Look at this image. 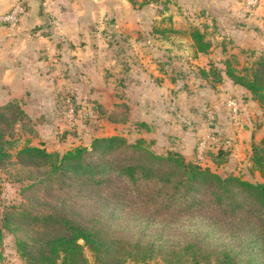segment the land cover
<instances>
[{
	"label": "rangeland",
	"instance_id": "374dc122",
	"mask_svg": "<svg viewBox=\"0 0 264 264\" xmlns=\"http://www.w3.org/2000/svg\"><path fill=\"white\" fill-rule=\"evenodd\" d=\"M44 1L50 8V20L35 33L49 35L53 48L26 58L32 72L40 71L46 79L42 89L28 93L29 100L35 102L13 100L26 117L16 123L9 137L10 163L0 168V210L29 208L30 201L37 199L36 212L42 213L47 211L42 206L45 200L54 202L51 195L55 192L43 186L29 188L34 179L17 163V151L28 144L64 153L76 146H89L96 137L118 135L129 142L142 139L160 155L180 153L187 161L199 162L222 176L262 181L259 172L252 171L250 157L252 146L261 144L264 132L258 129L252 137L250 133L264 125V108L257 101L250 102L226 77L223 83L214 84L202 77L200 70L209 64L222 69L231 56L237 57L238 68L264 58V27L254 20L259 18L257 12L264 0H254L251 6L250 0H238L237 7L225 8L226 16L220 20L207 9V0ZM11 9L12 5L0 16ZM56 18L62 19L57 22ZM250 18L254 21L244 23ZM248 25L258 28L253 40L238 32ZM1 27L8 36L16 30L9 23H0ZM196 28L214 47L208 55H195L190 32ZM220 42L225 43L224 53ZM230 100L238 103L236 113L227 105ZM242 131V142L236 146ZM213 132L224 142L228 139L229 145L224 146L231 150L225 155L216 150L208 155L206 151L203 159L198 158L199 138ZM192 227L202 229L203 234L215 230L203 225L200 218L192 220ZM219 232L207 237L204 250L211 254L213 264L222 259L217 245L231 247L235 241ZM27 234L25 228L14 231V236L24 239ZM188 234L184 226L177 231L183 241ZM237 241L245 243L242 238ZM0 251L2 264H26L15 249L13 235L6 234ZM84 253L88 264H97L90 250ZM126 264H191V256L183 251L173 257L153 253L129 259Z\"/></svg>",
	"mask_w": 264,
	"mask_h": 264
},
{
	"label": "trees",
	"instance_id": "16d2710c",
	"mask_svg": "<svg viewBox=\"0 0 264 264\" xmlns=\"http://www.w3.org/2000/svg\"><path fill=\"white\" fill-rule=\"evenodd\" d=\"M190 37L196 53L211 49L201 30L193 29ZM223 65L219 69L209 64L200 74L214 84L226 77L264 108V58L238 68L231 56ZM25 117L16 101L0 106V168L11 161L9 137ZM215 144L216 149L206 150L208 155L231 150L223 140ZM251 149L252 171L259 172L260 182L222 176L180 153L160 155L142 139L129 142L118 135L96 137L89 146L64 153L25 145L16 159L34 179L29 188L43 186L55 192L54 202L45 200L42 206L47 211L42 213L36 212L37 199L30 201L29 208L0 210V247L6 234L13 235L15 249L26 264H88L85 249L97 264H126L153 253L173 257L178 251L190 255L191 264H213L204 250L207 237L220 230L224 238H242L245 243L217 245L222 257L218 264H264V138ZM195 218L215 230L203 234L192 227ZM182 226L189 229L184 241L177 236ZM20 228L27 230V239L14 236ZM2 259L0 251V264Z\"/></svg>",
	"mask_w": 264,
	"mask_h": 264
},
{
	"label": "crops",
	"instance_id": "0c3cea01",
	"mask_svg": "<svg viewBox=\"0 0 264 264\" xmlns=\"http://www.w3.org/2000/svg\"><path fill=\"white\" fill-rule=\"evenodd\" d=\"M15 4V0H0V13L6 11L11 5ZM239 4L238 0H230L229 3H226V0H207V9L212 13V16L217 20L225 18V8L237 7ZM47 7V2L44 0H28L25 5V10L23 14L20 15L19 23L15 27L16 30L13 31V36H8L9 33L3 30V27L0 28V105L8 102L10 100H22L25 102H35L36 100H29L30 96L28 95L29 91L33 89H42L44 87L45 77L39 71V68L36 67L35 71H39L38 74L33 73L31 67L32 64L26 59L27 56H31L39 52V50L52 49L53 45L51 44L50 36L45 33H35L37 28H45V23L50 20L49 15L47 14L50 11V8ZM212 7H217L212 10ZM262 10H258L257 15L259 18H254L255 22L264 27V4L260 7ZM207 10V12H208ZM210 13V14H211ZM212 18V17H211ZM213 18V21H215ZM57 22H60L62 18H56ZM253 18L245 19L244 23H250ZM252 20V21H254ZM41 23L42 24L41 26ZM219 26V24L217 23ZM241 36H247L252 40L254 38V31L258 30L257 26L253 28L249 25L246 27H240ZM158 33V32H157ZM156 33V34H157ZM239 33H237L238 35ZM7 36L8 38H5ZM254 40V44H255ZM218 46H222L221 52H225L226 46L224 42H220ZM214 47H211V51ZM50 52V51H49ZM210 51L207 52V55L210 54ZM254 53L253 51L251 52ZM204 54V53H196ZM237 58V57H236ZM232 85V84H231ZM234 88L245 93L247 97H250V102L254 101L251 98V94L244 88L234 85ZM34 94V92H31ZM31 99V98H30ZM263 129L264 125L260 128L254 127L251 130L253 131L251 137L256 134V130ZM243 131L238 135V141L235 140V145L239 146L242 142L240 136L243 135ZM179 138H181L179 136ZM190 136L186 137L188 140ZM179 140V139H177Z\"/></svg>",
	"mask_w": 264,
	"mask_h": 264
},
{
	"label": "built area",
	"instance_id": "2783aa9c",
	"mask_svg": "<svg viewBox=\"0 0 264 264\" xmlns=\"http://www.w3.org/2000/svg\"><path fill=\"white\" fill-rule=\"evenodd\" d=\"M28 0H15V4L13 5L9 14L5 16H0V23H9L12 27H16L19 23L20 15L23 14L25 10V5ZM248 4L251 6L254 4V0L248 1ZM230 107V110L233 113H236L238 110V103L235 100H230L227 104ZM219 138H216L215 135H204L199 138L197 143V156L198 158H203L206 150L217 143ZM229 145V140L226 139L224 144Z\"/></svg>",
	"mask_w": 264,
	"mask_h": 264
}]
</instances>
